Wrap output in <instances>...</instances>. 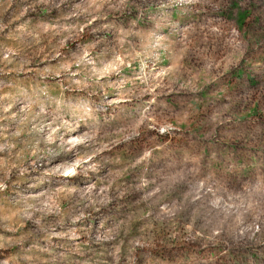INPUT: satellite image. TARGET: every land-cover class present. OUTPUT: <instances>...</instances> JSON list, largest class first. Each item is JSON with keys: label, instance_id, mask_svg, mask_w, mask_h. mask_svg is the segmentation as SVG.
Returning a JSON list of instances; mask_svg holds the SVG:
<instances>
[{"label": "rangeland", "instance_id": "obj_1", "mask_svg": "<svg viewBox=\"0 0 264 264\" xmlns=\"http://www.w3.org/2000/svg\"><path fill=\"white\" fill-rule=\"evenodd\" d=\"M192 8L185 0H0V87L17 85L21 101L33 90L40 100L43 93L62 98L61 107L83 121L65 140L95 132L94 142L61 150L59 141L45 144L48 129L0 118V264H264L261 232L246 242L206 243L204 220L189 223L164 207L187 187L182 177L189 169L199 175L264 151V0ZM80 57L106 73L101 83L124 77L129 83L89 95L78 71L83 65L75 62ZM141 63L150 88L138 78ZM5 95L7 88L0 105ZM21 107L0 108V116L20 117ZM96 148L90 160L76 163ZM59 153L66 159L57 160ZM51 167L58 172L34 186ZM74 174L104 181L66 182ZM240 174L252 190L264 185V175L252 169ZM248 191L244 185L233 195L244 202ZM107 200L116 201L95 226L92 215ZM189 233L196 238L185 239Z\"/></svg>", "mask_w": 264, "mask_h": 264}, {"label": "clouds", "instance_id": "obj_2", "mask_svg": "<svg viewBox=\"0 0 264 264\" xmlns=\"http://www.w3.org/2000/svg\"><path fill=\"white\" fill-rule=\"evenodd\" d=\"M185 3L193 6L192 10L197 11L196 5L199 4L201 9L204 5H210L211 0H185ZM99 7V5H97ZM77 64L83 65L78 69L80 72V78L82 81H86L88 87L85 89L91 95L93 92L103 90L105 88L120 89L124 84L129 83L126 77L121 78L119 83H112L111 85L100 82V77L105 75L104 71L97 72L96 66L92 65V60L84 61L83 57H80L75 61ZM103 63L102 60L97 58V65ZM151 76V73H148ZM138 78L140 83L147 84L151 87V81L144 75V65H140V73ZM82 86V85H80ZM66 87L71 89L74 85L69 82ZM7 88V95L3 97L5 100L4 105H0L4 113H8L9 109L17 103H22V107L18 110L24 115L18 117L16 112L9 115L0 116V118L8 119H21L22 123L32 124V131H38L40 129H48V134L44 140L45 144H52L53 141H59V147L61 150L67 146L71 149L74 145L83 144L85 141L94 142V131L85 132L82 136H78L75 139L65 140L64 136L74 130L77 123L83 122L76 119V113L74 110H68L66 107L62 108V98L47 99V93L45 100H40L37 97L36 90L25 98V101H21L20 96L22 90L18 89L17 85L12 84L11 87H0V91H4ZM148 88L144 89L147 91ZM142 94V93H140ZM129 94H121V98H125ZM55 103V107H52V103ZM33 109H38L34 111ZM146 112L147 109L145 108ZM52 117L51 123L46 124L45 121ZM67 117V121L65 120ZM35 121V123H33ZM68 121H71L69 123ZM55 135L52 134L53 130ZM7 139L5 138V146H7ZM99 148L94 149L91 154H85L79 160L77 164L83 163L85 160H90L92 156L96 155ZM49 154H54L49 152ZM39 160V156H37ZM36 165V161L31 162ZM89 168L95 169V165H88ZM75 168V165L72 166ZM252 169L254 173L264 175V151L253 153H247L243 158V163L225 161V164L219 168H209L206 173L197 174L193 169H189L188 172L182 177L185 186H181L177 190L176 199L171 206L165 205L168 213L174 214L175 218L183 217L189 223L196 220L197 217L205 221V224L201 228V236L206 243H216L218 241L225 242L226 238H231L234 242H246L252 240L257 232L264 234V185L259 189L252 190V182L250 179H242L240 169ZM27 169H21L26 171ZM72 169H69L71 172ZM229 171H232L233 175H227ZM57 167H51L43 170L40 176L35 180L34 186H39L44 183L52 174L57 173ZM68 173H65L67 175ZM244 185L249 188L248 192H245L244 202H239L233 195L236 191H243ZM239 186V187H238ZM45 195L44 192L39 194ZM39 197H37V200ZM253 201V208L250 210L248 207V201ZM76 216L75 219H79ZM39 223V221H37ZM211 223L212 227L207 234H204V228ZM62 224L61 220L55 221L54 224L49 227H55ZM223 233V235H221ZM51 235H69V233L55 232ZM50 238V237H46ZM191 233L185 239H195ZM111 239V237L99 236L97 240Z\"/></svg>", "mask_w": 264, "mask_h": 264}, {"label": "trees", "instance_id": "obj_3", "mask_svg": "<svg viewBox=\"0 0 264 264\" xmlns=\"http://www.w3.org/2000/svg\"><path fill=\"white\" fill-rule=\"evenodd\" d=\"M146 94H148V93H146ZM131 141H132V143L133 142H138V140H134V138H132V139H130ZM130 140H128V141H125V142H123V143H121V144H119V145H117L116 146V150H115V152H113V153H111L110 155L112 156V157H116L117 156V154H119V152L122 150V148H125V147H127L129 144H130ZM66 157H67V155H62V153H59V154H57V155H55V158L57 159V160H59V161H63L64 159H66ZM30 172H32V171H30ZM100 172H103V170H101ZM21 174V173H20ZM32 174H33V172H32ZM15 176V178H17V179H19V176L17 175V174H15L14 175ZM21 177V176H20ZM24 177H26L27 178V175H25ZM90 177V179H85V178H82L80 175H78V174H74V175H72L71 177H68L67 179H66V182H68V181H71V180H77L78 181V185H80V183H82V182H86L87 180H98V179H101V180H103L104 181V178L102 177V175H90L89 176ZM23 182L25 183L26 182V179L25 180H23ZM24 188V185L23 186H20V190H22ZM19 190V191H20ZM18 191V192H19ZM116 199V198H115ZM111 201V200H110ZM110 201L109 200H107V202L106 203H103V204H101L100 206V208L101 209H97L96 210V212H94V215H92V214H90V216L92 215V217H93V219H94V225L96 226V225H98V223L99 222H103V221H105L106 219H105V217H104V215L103 214H101L100 213V211H103L104 210V208L106 207V206H108L109 204H115V201L116 200H114V201H112V203H110ZM115 207H117V206H115ZM87 220H89L88 219V217H87ZM92 243L94 244L95 242H94V240H92ZM97 244H103V243H98L97 242ZM5 252H8V249L7 250H5Z\"/></svg>", "mask_w": 264, "mask_h": 264}]
</instances>
